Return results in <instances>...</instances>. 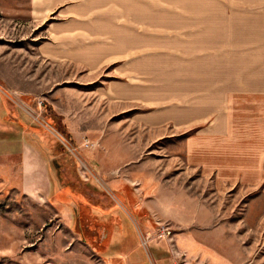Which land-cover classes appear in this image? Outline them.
I'll list each match as a JSON object with an SVG mask.
<instances>
[{
  "label": "rangeland",
  "instance_id": "obj_1",
  "mask_svg": "<svg viewBox=\"0 0 264 264\" xmlns=\"http://www.w3.org/2000/svg\"><path fill=\"white\" fill-rule=\"evenodd\" d=\"M102 11L104 42L113 28L126 39L135 29L154 52L160 39L203 32L170 23L239 15L243 0H104ZM79 15H35L30 0H0V97L8 122L24 121L29 146L0 167V264H264L263 182L219 186L174 155L164 159L160 151L176 154L181 141L153 142L160 132L112 116L97 93L126 79L134 55L122 45L92 67L67 60L89 41ZM234 109L243 118V98ZM21 140L0 133V153ZM126 169L142 171L131 180ZM77 216L97 220L107 245L82 234Z\"/></svg>",
  "mask_w": 264,
  "mask_h": 264
},
{
  "label": "crops",
  "instance_id": "obj_2",
  "mask_svg": "<svg viewBox=\"0 0 264 264\" xmlns=\"http://www.w3.org/2000/svg\"><path fill=\"white\" fill-rule=\"evenodd\" d=\"M103 5L104 0H30L35 15L56 11L85 18L79 28L87 30L83 35L89 41L80 42L85 48L67 60L92 67L121 54L120 46L128 47V54L134 56L126 79L105 83L97 94L111 103L112 116L124 114L129 123L160 132L151 141H181L176 154L168 148L160 151L164 159L174 155L219 186L245 184L252 189L263 182L264 189V0H243V13H225L220 19L210 18L207 25L170 23L179 30L191 25L203 32L191 37L178 34L172 41L160 39L153 45L154 52L147 51L152 48L151 39L135 29L126 39L123 31L113 28L112 41L104 42ZM126 13L138 11L133 7ZM239 98H243V118L234 109ZM1 111L6 117L0 133L22 139V145L1 151L0 167L29 151L23 142L24 121L15 117L8 122L2 97ZM141 171L126 169L131 180ZM103 172L96 169L102 180Z\"/></svg>",
  "mask_w": 264,
  "mask_h": 264
},
{
  "label": "flooded vegetation",
  "instance_id": "obj_3",
  "mask_svg": "<svg viewBox=\"0 0 264 264\" xmlns=\"http://www.w3.org/2000/svg\"><path fill=\"white\" fill-rule=\"evenodd\" d=\"M77 219H79V221H80L81 219H83V217H81V216L78 217L77 216ZM74 220H76V215L74 217ZM83 222H84V220H83ZM83 222H81L82 224L80 225L82 227L81 228V233L82 234L85 233V235H87V236L89 235V237H92L93 238L92 239L93 242L98 247L99 246H101V247L106 246L107 245V240L105 239L106 238V235H105V232H104L103 228L100 227V224H98V221L95 220L93 223L92 222H90V223L89 222L83 223ZM100 229H102V231Z\"/></svg>",
  "mask_w": 264,
  "mask_h": 264
},
{
  "label": "trees",
  "instance_id": "obj_4",
  "mask_svg": "<svg viewBox=\"0 0 264 264\" xmlns=\"http://www.w3.org/2000/svg\"><path fill=\"white\" fill-rule=\"evenodd\" d=\"M66 193V192H65ZM67 194V193H66ZM65 197H67V196H65Z\"/></svg>",
  "mask_w": 264,
  "mask_h": 264
}]
</instances>
